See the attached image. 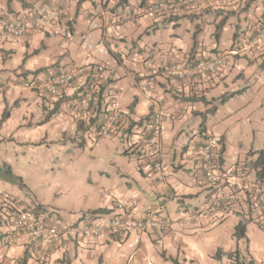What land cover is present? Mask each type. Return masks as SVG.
I'll use <instances>...</instances> for the list:
<instances>
[{"label":"crops","instance_id":"obj_1","mask_svg":"<svg viewBox=\"0 0 264 264\" xmlns=\"http://www.w3.org/2000/svg\"><path fill=\"white\" fill-rule=\"evenodd\" d=\"M143 1L67 0L65 15L60 19V24L70 27V38L55 36L48 30L24 37H11L0 31L2 163L10 165L14 172L13 160L19 158L22 151L11 144L24 146L38 143L30 129L36 126L35 119L42 117L39 110L41 100L22 87L28 74L41 78L44 71L95 64H104L108 69L115 70L101 87L98 107L92 105L86 109L81 97V86L86 77H82L68 86L60 99L55 101V109L49 112L50 117L43 124L44 127L51 126L49 131L53 140L62 143L58 147L65 145L63 148L70 151L68 155L73 161L78 153L86 151V135L96 134L97 124L106 109H110L115 94L116 105L124 117L122 131H128L132 135L129 139L132 150L138 152L143 159L140 176H130V172L117 168V177L114 172L102 171L108 180L96 179L95 182L89 175L91 170H85L86 182L80 192L82 195L77 199L78 204L65 210V213H62L55 201L37 196L30 198L20 186L1 178L3 183L11 185L12 191L26 202L35 201L54 207L58 211L54 212L58 219L50 222L55 221L65 233L59 244L52 245L50 251L41 256L31 238L14 227L11 236L0 245V264H155L152 258L158 252L155 248L158 244L151 234L143 237L137 249L122 242L123 245L116 244L114 238L106 233L97 238L73 235L72 225L83 215L98 208L111 209L113 212L119 202L139 216L149 209L163 207L169 223L161 245L166 258L174 257L173 247L168 242L179 236L181 225L182 228L192 230L202 228L204 218L207 217L204 214L197 215L196 209L202 207L203 203L196 205L192 201L205 192L207 202L213 189L197 158V151L204 141L203 135L213 133L204 116L208 109L205 102L214 103L221 96L232 93L228 81H249L252 66L264 61V0H215L210 6L184 11L172 17L141 16L139 11ZM51 2L56 4L57 0ZM32 10L34 8L25 5L23 0H0V16L27 17ZM226 29H230V40L222 45ZM250 52H253L254 58L247 56ZM219 53L232 59L238 73L221 68L216 74L202 75L194 81L159 77L146 89L141 86L144 78L160 65L174 61L191 63L194 57ZM247 90L248 86H245L237 91L245 93ZM201 97L205 101L200 100ZM159 99L163 100L160 104ZM64 104L67 105L68 112L63 109ZM157 107L165 113L162 140V157L166 164L164 181L155 178L149 162L152 149L142 132L144 124L139 123ZM5 110L10 114L1 121ZM60 112H64L65 116L56 120ZM15 114L19 115L16 123L11 126L10 122ZM198 117L201 118L200 125H191L190 138L182 143L180 153L176 149V135L184 133L186 125L196 123ZM75 135L80 137L79 141ZM226 141V135L221 134L219 152L226 149ZM104 142L103 139L98 140L94 148L105 146ZM240 146V154L230 165L227 166L224 153L218 157L220 167L217 173L221 176L219 186L224 190L243 186L245 181L240 178L238 168L254 160V156L249 159V149L242 142ZM130 152L126 151L127 154ZM79 161L83 162L82 155ZM77 162L74 169L81 165ZM250 175L255 176L253 171ZM6 189L9 190V187ZM84 197L88 199L86 203L82 202ZM171 204L186 213L172 217L174 213L169 212ZM74 214L76 217L73 218ZM206 215L211 220L235 216V226L239 221L247 219L244 214L235 211H216ZM176 243L180 244L179 241ZM219 249L229 250L219 247L209 253V256L217 260ZM180 251L178 246L179 256ZM193 256L185 257V263L201 264L195 253Z\"/></svg>","mask_w":264,"mask_h":264},{"label":"built area","instance_id":"obj_2","mask_svg":"<svg viewBox=\"0 0 264 264\" xmlns=\"http://www.w3.org/2000/svg\"><path fill=\"white\" fill-rule=\"evenodd\" d=\"M34 10L27 17L0 16V30L11 37H24L39 31H50L55 36L63 38L71 37L70 27L61 25L60 19L65 15L67 0H57L56 4L51 0H24ZM215 0H144L140 8L141 16L151 15L156 17H172L184 11H192L200 7H207ZM264 27L262 29V33ZM261 33V34H262ZM86 39V36H83ZM223 55H205L194 57L191 63L170 62L160 65L142 81V88L146 89L159 77L176 79L180 81H194L202 75L216 74L224 65ZM115 73L114 69H108L104 64L74 65L59 70H49L42 78L23 81V85L37 90L42 94L62 96L64 90L79 81L82 77L86 80L82 84L81 97L88 110L92 105L98 107V97L105 80ZM117 96L114 94L110 109H106L104 116L97 124L95 133L99 137L106 134H117L122 131L123 113L116 105ZM158 100V104L162 103ZM165 113L157 107L150 112V117L143 124L142 132L152 149L149 162L155 178L164 181L166 177V164L162 157V140ZM220 140L213 135H208L197 151V158L206 180L212 185L206 204L198 207L196 212L206 215L216 211H235L244 214L246 218L256 217L264 224V180L259 181L251 177L250 168L243 164L238 168V174L245 181L243 186L224 190L219 186L221 176L217 173L220 167L218 149ZM16 225L20 233L28 235L35 243L39 255L47 254L52 245L62 241L65 230L51 224L57 220L55 211L45 209L39 214L35 210L24 207L18 208ZM254 213V216H252ZM72 233L75 237L97 238L102 234H109L112 238L126 244L132 249H137L145 235L151 234L158 245L164 242L169 223L163 216V207L149 209L144 215L133 214L124 204L118 203L115 211L109 213H88L81 217L77 224L72 225ZM218 264H264L257 263L253 259H245L239 251V257L229 250H222L217 256Z\"/></svg>","mask_w":264,"mask_h":264},{"label":"rangeland","instance_id":"obj_3","mask_svg":"<svg viewBox=\"0 0 264 264\" xmlns=\"http://www.w3.org/2000/svg\"><path fill=\"white\" fill-rule=\"evenodd\" d=\"M229 36L230 29H226L224 37L222 38V45H225L226 42L230 40ZM219 54L224 57L222 69H228L229 71L231 69L234 70L235 73H238L237 67L231 62L232 59L222 53ZM247 56L254 58L253 52L248 53ZM230 62L231 65L229 64ZM46 73L47 71L41 73L42 77ZM28 75V78L24 79V81L35 79L34 74ZM228 83L230 84L229 90H231L232 93L245 86H248V90L245 93L237 92L227 100H223L225 96L223 95L214 103L205 102L208 109L204 115L207 118L208 124H210L211 131L214 133L209 132V135H213L219 140H221V134L226 135V149L220 152L218 149V157L220 158V154L224 153L227 159V166L240 154L242 150L240 142L249 150L250 148L256 150L264 149V61H260L257 66H252L251 79L249 81L242 80L236 83L232 82L230 79ZM22 87L26 91L32 92L35 97L40 98L39 110L42 112V117L35 119L36 126L34 129H30L35 135L33 137L38 139V143H28L24 146L15 145V143L11 144V146H15L17 150L22 151L21 155L19 154L20 157L14 158L13 160V173L22 177L24 183L28 187L25 188V190L21 189L25 191L30 198L37 196L40 199H49L51 202L55 201L57 206L62 210V213H65V210L72 209L71 206L78 204L77 199L82 195L80 192L86 182L84 176L85 170L88 168L91 170L89 175L94 181L96 179H102V181L108 180L107 176L101 173L102 171L114 172V176L117 177V168L130 172V176H140V167H142L143 159L140 158L138 152L132 150L131 142H129L132 135L128 131H121L114 135L106 134L102 137L88 133L86 135V151L78 153L72 161L70 159L71 156L68 155L70 151H66L65 148H63L65 145L58 147L57 145H61L62 143L53 140V136L49 131L51 126L44 127L43 125L45 124L43 119H45V116H47L50 111L55 109V101H58L60 96L42 94L26 86ZM185 108L186 106L184 105V109ZM63 109L68 112L67 105L64 104ZM18 115L19 114H15L11 119V126L16 123ZM63 116H65V113L60 112L56 120L62 119ZM41 121L44 123H41ZM200 122L201 118L198 117L196 123L186 125L184 133L180 132L176 135V149L180 153L182 150V143L190 138V129L194 125L199 126ZM164 129L165 123L163 126V134ZM23 132H25V130ZM76 138L77 141L80 140V137L76 136ZM100 139L105 141V146L99 145L94 148V145ZM251 143L252 145L250 146ZM22 146L24 149H22ZM126 150L131 152L127 154ZM81 155L83 157V162L79 161ZM2 157L3 154H0V164L2 163ZM249 157V159L252 158V156ZM256 157L257 153L254 155V159ZM76 162H80L81 167L79 166L77 169H74ZM148 172H150L149 169ZM149 175L153 177L152 174ZM7 186L9 190L6 189ZM10 186L3 183L0 178V218L6 222V229L13 233L11 228L13 223L10 221L12 224L9 225L5 219H11V217H13V212H15V219H17L16 207L22 208L28 203L30 204V202H26L24 199H21L20 196H17L15 192L12 191V186ZM87 201V197H84L82 202L86 203ZM33 202L34 201H31V203ZM192 202L196 205L201 203L204 205L206 203L205 192L200 193L199 197ZM46 207L51 211L58 212L52 206ZM171 211L174 213L172 217H178L180 214L186 213L185 210L179 211L174 204H171L169 207V212ZM196 214L201 215L200 212ZM74 216L76 217L75 214L73 218ZM163 216H167L166 212L163 213ZM204 217L207 218H204L205 221L201 229L192 230L191 228H182L181 225V228H179V236L168 242V245H172L171 247H173L172 251L174 257H164L161 245H156L155 248L158 252L153 255V262L155 264L158 262V264H177L179 261L180 264H193V262L185 263L184 258L194 257L193 254L195 253V256L201 264H218L217 260L209 256V253L219 247H224L231 251L239 250L245 259H253L257 263L264 262V224H260L256 217L247 220L248 231L246 237L243 238H237L234 235L235 224L237 222L235 216L226 217L223 220H211L207 215H204ZM51 224L59 225L56 224L55 221L51 222ZM113 241L118 245L122 244L118 240L114 239ZM176 241H179L180 244L176 243ZM178 246L181 249L180 256Z\"/></svg>","mask_w":264,"mask_h":264},{"label":"trees","instance_id":"obj_4","mask_svg":"<svg viewBox=\"0 0 264 264\" xmlns=\"http://www.w3.org/2000/svg\"><path fill=\"white\" fill-rule=\"evenodd\" d=\"M24 4L25 5H28L24 0H23ZM238 91L234 92V93H230L228 95H225L223 97V100H227L230 96L234 95L235 93H237ZM200 100H203L205 101L204 97H201ZM206 102H210V101H206ZM10 112L9 111H5L3 116H2V119L1 121L5 120L8 116H9ZM50 117V114H48L45 119H44V122L47 121ZM150 117V114L144 118L143 120H140L139 123L143 124L146 120H148ZM204 134V133H203ZM203 138H208V134H204L203 135ZM221 141V140H220ZM127 151V150H126ZM221 151H223L221 149ZM257 153V157L252 160L250 163H248V167L250 168L251 171L254 172V175L256 177L257 180L259 181H263L264 180V149H259V150H254V149H250L249 152H248V155L249 156H254L255 154ZM0 178H2L3 180L5 181H8L14 185H19L20 188L24 189L27 188L28 186L24 183L23 179L21 176H17L13 173L12 169H11V166L8 165L7 163H1L0 164ZM33 207V210L36 211L37 214H39L41 211H46L48 208L42 204H39V203H36L35 201L33 203H30V204H27L24 206V210H27L28 208H31L32 209ZM46 209V210H45ZM111 212V209H106V208H98V209H94L92 211H90V213L92 214H96V213H109ZM18 213V212H17ZM13 217H11V219H5L7 220V222L10 224L13 223V226L11 227L12 230L13 228L15 227L18 231V228H17V225H16V219H15V212H13ZM81 218H79L80 220ZM251 219V218H250ZM250 219H245V220H241L239 221V223L235 226V232H234V235L237 237V238H243V237H246L247 235V230H248V226H247V220H250ZM78 220V221H79ZM10 221L12 223H10ZM75 222L74 224H77L78 223ZM5 223L1 218H0V245L6 241L8 239L9 236H11V231H8L6 229V226H5ZM260 223V222H259ZM261 224V223H260ZM14 231V230H13ZM222 251V249H219L217 251V254L216 256H219L220 252ZM231 253L235 256H237V258L239 257V250H234V251H231ZM239 264H243L241 261H238ZM178 264V262H177Z\"/></svg>","mask_w":264,"mask_h":264},{"label":"clouds","instance_id":"obj_5","mask_svg":"<svg viewBox=\"0 0 264 264\" xmlns=\"http://www.w3.org/2000/svg\"><path fill=\"white\" fill-rule=\"evenodd\" d=\"M221 142V141H220Z\"/></svg>","mask_w":264,"mask_h":264}]
</instances>
